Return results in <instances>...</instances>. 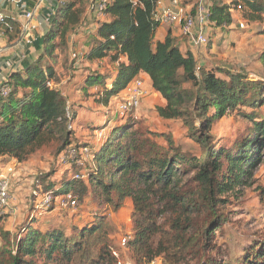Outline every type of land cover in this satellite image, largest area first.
Instances as JSON below:
<instances>
[{"label":"trees","instance_id":"obj_1","mask_svg":"<svg viewBox=\"0 0 264 264\" xmlns=\"http://www.w3.org/2000/svg\"><path fill=\"white\" fill-rule=\"evenodd\" d=\"M110 1L108 21L98 23L84 58L91 64L109 59L114 72L105 75L89 67L80 90L108 106L136 77L146 74L154 91L166 101L165 106L157 107V115L163 120L182 121L205 149L200 158L181 153L170 139L168 147L159 146L142 134L131 133L129 119H120L121 126L109 133L107 141L91 150L85 175L94 192L100 190V199L114 210L122 209L126 200L132 201L131 261L264 264L262 242L250 245L243 257L235 260L213 256V240L224 220L222 196L249 186L264 164V117L243 109L264 106V79L251 80L243 73L199 66L191 52L181 51L171 32L163 42H157L161 26L155 20L158 0ZM90 3L58 0L40 54L24 70L11 75L7 83L10 93L0 98V159L22 164L45 148L52 147L60 155L70 147L77 151L88 147L75 137L78 114L63 94V74L56 70L60 66L65 72L72 70L77 60L56 51H71L70 36L83 23ZM238 7L246 10L249 22L263 21L264 0H233L230 5L211 0L213 27L231 26V10ZM11 27V39L19 38L21 25L12 21ZM260 61L264 67V52ZM94 89L98 91L92 92ZM229 116L248 120V135L230 150H216L212 129ZM180 163L188 169H181ZM81 181L72 178L50 191L57 196L76 195ZM111 234V224L103 215H95L91 223L71 231L51 221L41 225L33 218L14 238L1 231L6 243L0 248V264H117Z\"/></svg>","mask_w":264,"mask_h":264},{"label":"rangeland","instance_id":"obj_2","mask_svg":"<svg viewBox=\"0 0 264 264\" xmlns=\"http://www.w3.org/2000/svg\"><path fill=\"white\" fill-rule=\"evenodd\" d=\"M235 11L239 12L238 19L240 21L235 26L238 31H235L233 35L230 34L231 31H226L222 37L215 39L217 33L213 34L214 29L211 28L209 46L196 53L198 65L243 73L251 80L264 79V67L260 61L264 52V35L262 34L264 18L262 22L251 23L246 18L245 9ZM240 23L245 25L244 32H241ZM39 54L36 52L37 56ZM56 54H60V56L68 54V57L72 58V52L67 49L57 50ZM45 61L50 65H55L51 59ZM86 69H88L87 66L82 67L79 76H76L78 77L76 78L77 82L73 84V79H71L70 83L65 86V90L68 88L69 93H74L70 106L78 114L77 122L74 125L75 137L82 144H87L90 151H94L98 146H101L103 141H107L109 133L116 126H121V121L116 116L118 103L115 97L112 98L108 106H104L94 97L77 92L83 86ZM110 70L106 68L104 74L107 75ZM219 76L224 77L221 74ZM154 104L157 107L160 102ZM243 109L247 113H256L259 117H264V106L259 110L248 107H243ZM128 123L132 125L131 133L142 134L159 146L168 147L167 140L170 139L173 145L185 155L201 158L205 154V149L182 121L163 120L155 113V109L150 111L139 109L138 118H130ZM198 126L199 123H197ZM249 128V121L242 117H226L217 122L212 129L213 145L216 146V150L220 147L230 150L248 135ZM90 151L88 153H91ZM66 152L65 150L62 154L56 155L54 148H45L22 164L9 159H0V180L8 182L10 194L13 196L11 204L13 210L0 212V217L3 218L0 221V248L6 243L1 237V231L10 232L14 238L33 218L42 225L45 220L46 223L48 219L59 217L62 220L60 222L62 228L71 231V229L81 228L91 223L95 215H103L111 224V241L113 252L118 256L117 264H135L131 261L129 248L121 246L122 239L133 230L132 201L126 200L122 209L114 210L112 205L100 199L98 194L100 190L97 193L94 192L88 176L77 183L75 196L78 198V206L76 209L65 212L55 206L47 215H40L35 209L38 199L35 193L42 195V193L50 191L52 186L58 189L63 183L72 181L76 174L88 173L86 165L78 168L64 162L62 158L66 157ZM81 153L85 158L87 157L88 153L84 151ZM89 159L87 158V160ZM179 166L181 169H188V165L180 163ZM192 177L191 175L186 178L185 184ZM249 182V186L237 188L222 196L225 201L221 208L224 220L213 240V247H215L213 256L217 259L235 260L243 257L245 250L250 245L264 243V164L255 172L253 179ZM39 263H43V261H39Z\"/></svg>","mask_w":264,"mask_h":264},{"label":"crops","instance_id":"obj_3","mask_svg":"<svg viewBox=\"0 0 264 264\" xmlns=\"http://www.w3.org/2000/svg\"><path fill=\"white\" fill-rule=\"evenodd\" d=\"M172 1L173 0H158L157 11H160L167 6H171ZM180 1L181 4L188 9L195 8L199 2V0ZM206 1L211 4V0ZM222 1L227 5H230L232 2L230 0ZM57 7L58 0H0V11H2L7 17V24L0 29V87L5 82L9 81L13 73L24 70L26 66L31 64L32 61L37 58L36 52H39L41 49L43 37L51 27ZM90 8V6L87 7L83 23L79 27H77L70 36V47L72 55L73 53L81 54L80 59L75 62L72 70H68L65 72L63 71L61 66L56 68V70L60 74H63L60 87L62 88L65 97H67L69 104H71V97L72 94L74 96V93H69L68 88H66L65 90V86L70 83L71 79H73V84L77 82L76 78L78 77L76 76H79V72L82 67L87 66L88 68L92 67L93 69H100L102 73L106 71V68L111 69V71L114 72L113 69L115 68V66L110 63L109 59L96 61L91 64L84 58L85 53L92 47L90 46L91 37L94 31L98 28V23L108 21L107 17L102 20L96 19ZM29 11L33 13V17L31 19H27L26 17L27 12ZM232 17L234 23L231 26H223L218 28L212 27L214 29L213 34L215 32L217 33L215 39L222 37L223 33H225L226 31H231V35H233L235 31H238L235 26L236 24H238V21H240L238 19L239 12L233 11ZM12 21L21 25V34L19 38L11 39V37H13L14 35V30L11 27ZM244 31L245 29H242L241 32ZM169 32H171L176 38L181 51L183 53L191 52L198 62L196 53L201 49L195 48L190 44L187 38L183 36L181 27L179 25H161L157 31L156 41L163 42ZM77 49L80 51H78ZM71 60H73V58H71ZM116 76L117 74L115 73L113 75V78H116ZM138 77L142 78L145 81V86L149 91V95L142 100L140 110L142 109L143 111H150L155 109V113L157 114V107L165 106L166 101L159 93L154 91L152 81L148 75L140 74ZM97 91V89H94L92 92ZM77 92L81 93L82 95L84 94L81 90ZM123 94L124 90L115 97L117 99V103L119 102L120 95L123 96ZM155 102H160V104L155 107ZM47 221H51L57 224H60V222H62L59 217L55 219H48ZM156 264H163V261L159 260Z\"/></svg>","mask_w":264,"mask_h":264},{"label":"built area","instance_id":"obj_4","mask_svg":"<svg viewBox=\"0 0 264 264\" xmlns=\"http://www.w3.org/2000/svg\"><path fill=\"white\" fill-rule=\"evenodd\" d=\"M110 2V0H92L90 9L96 19L102 20L106 18ZM241 9V7H238V10ZM233 11L235 10L232 9L231 12ZM26 17L27 19H31L33 13L31 11L27 12ZM155 20L158 21L160 25H179L183 36L187 38L190 44L195 48L204 49L210 44L209 33L214 24L211 22V4L206 0H199L197 6L193 9H188L183 6L180 0H173L171 6H167L160 11L156 10ZM6 24L7 17L0 11V29ZM240 28L245 29L244 23H240ZM80 57L81 54L73 53L72 55L74 60H79ZM7 83L8 82H5L0 87V98L7 97L10 93V88ZM50 86H52V84H50ZM148 95L149 91L145 86V81L140 77H136L127 88L124 89L123 96L120 95L119 102L116 106V116L122 120L130 118L137 119L142 100ZM66 151L67 155L63 157L62 160L69 164L74 163L78 168L85 167L87 158L89 159L91 157V153H88L90 151L89 147L80 151H77L75 147H70ZM81 151L88 153L86 158ZM85 176L83 172H80L76 174L73 179L83 180ZM35 194L38 196L35 209L40 215H47L55 206L65 212L76 209L78 206V198L72 192L60 196H57L55 191H47L42 193V195H40V193ZM12 201L13 196L10 194L8 182L0 180V212H11L13 210L11 206ZM131 239V233L127 234L122 239L121 246L123 248L128 247ZM159 260L161 259L153 261L152 264H156Z\"/></svg>","mask_w":264,"mask_h":264}]
</instances>
